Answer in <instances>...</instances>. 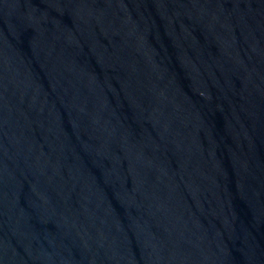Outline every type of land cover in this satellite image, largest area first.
<instances>
[{
  "label": "water",
  "instance_id": "water-1",
  "mask_svg": "<svg viewBox=\"0 0 264 264\" xmlns=\"http://www.w3.org/2000/svg\"><path fill=\"white\" fill-rule=\"evenodd\" d=\"M0 264H264V0H0Z\"/></svg>",
  "mask_w": 264,
  "mask_h": 264
}]
</instances>
